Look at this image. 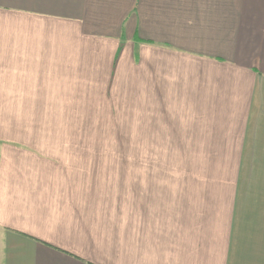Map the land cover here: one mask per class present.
<instances>
[{"label":"crops","instance_id":"obj_1","mask_svg":"<svg viewBox=\"0 0 264 264\" xmlns=\"http://www.w3.org/2000/svg\"><path fill=\"white\" fill-rule=\"evenodd\" d=\"M98 116L223 171L84 169ZM0 264H264V0H0Z\"/></svg>","mask_w":264,"mask_h":264},{"label":"rangeland","instance_id":"obj_2","mask_svg":"<svg viewBox=\"0 0 264 264\" xmlns=\"http://www.w3.org/2000/svg\"><path fill=\"white\" fill-rule=\"evenodd\" d=\"M39 117L45 118L49 121V116H31L30 122L32 124H36L39 122ZM53 119H58V116H52ZM96 117V116H94ZM86 118H90V116H84V125L83 128H86L88 123L86 122ZM101 120V116L98 118L91 120L93 127H100L99 130L89 131L84 130L81 132L83 142H86L90 137H98L100 138L99 142L103 144V146H93V147H80L76 146L72 148L71 153L74 154H82L87 156L84 161V169H99L106 171H116L121 172L123 170H128L130 172L138 171V169L144 170H163L173 171L178 173L179 185H190L191 182L194 184H200L201 176H203L208 170L213 175H220L223 171L224 163L220 161H216L215 158L218 156L222 149L220 147H195L193 148L192 153H188L186 151L187 148H155V147H139V146H118L114 145L113 139L122 140V138H129L127 142L134 144L137 142L138 131H121V130H112L106 129L107 126L113 127L114 125L111 123L103 124L102 122L97 125V122ZM44 120V119H43ZM71 120V116H67V121ZM59 121V120H57ZM75 121V120H74ZM82 121V120H81ZM45 122V121H40ZM92 134L89 137V134ZM114 145V146H107ZM125 155V156H124ZM138 155H147V156H158V155H167L169 157H165L162 159L164 162L155 163L153 160L142 159V162H139ZM191 159V160H190ZM168 162H165V161ZM211 170V171H210ZM207 175V173H206ZM117 176V175H116ZM116 181H118L116 179ZM163 181H170L167 179H163ZM243 197L246 198L245 188L248 185L243 183Z\"/></svg>","mask_w":264,"mask_h":264}]
</instances>
